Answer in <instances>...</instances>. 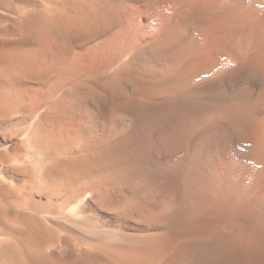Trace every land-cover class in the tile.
<instances>
[{
  "label": "bare ground",
  "instance_id": "1",
  "mask_svg": "<svg viewBox=\"0 0 264 264\" xmlns=\"http://www.w3.org/2000/svg\"><path fill=\"white\" fill-rule=\"evenodd\" d=\"M13 1L0 264H264V0Z\"/></svg>",
  "mask_w": 264,
  "mask_h": 264
},
{
  "label": "rangeland",
  "instance_id": "2",
  "mask_svg": "<svg viewBox=\"0 0 264 264\" xmlns=\"http://www.w3.org/2000/svg\"><path fill=\"white\" fill-rule=\"evenodd\" d=\"M10 5H7L8 8L10 9H17L19 8V6H21L22 4H26V1H22L21 3H15V1L9 3ZM14 6V7H13ZM1 13V11H0ZM5 14V16L3 15ZM8 14L2 12V14H0V26H5L7 23H8V19H7V16ZM3 16V17H2ZM5 24V25H4Z\"/></svg>",
  "mask_w": 264,
  "mask_h": 264
}]
</instances>
